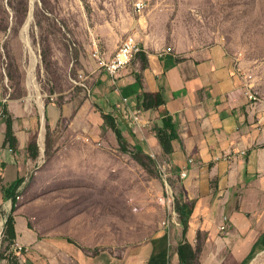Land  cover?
I'll use <instances>...</instances> for the list:
<instances>
[{"label": "crops", "instance_id": "obj_1", "mask_svg": "<svg viewBox=\"0 0 264 264\" xmlns=\"http://www.w3.org/2000/svg\"><path fill=\"white\" fill-rule=\"evenodd\" d=\"M49 1L58 19L78 18L81 51L100 52L115 40L118 47L125 38L112 16L120 0ZM29 4L53 19L41 0ZM70 29L60 31L69 37ZM139 46L115 77L94 61L82 87L63 97L0 95L4 212L11 204L2 189L20 182L12 212L16 264H180L184 242L194 264H243L264 249V102L246 84L241 63L219 45ZM20 50L35 59L43 49L35 42ZM155 156L169 163L175 198L193 203L184 238L178 215L172 227L163 225L161 182L145 167Z\"/></svg>", "mask_w": 264, "mask_h": 264}, {"label": "rangeland", "instance_id": "obj_2", "mask_svg": "<svg viewBox=\"0 0 264 264\" xmlns=\"http://www.w3.org/2000/svg\"><path fill=\"white\" fill-rule=\"evenodd\" d=\"M29 1L0 0V95L6 91L7 98L15 100L23 94L31 96L33 91L58 97L77 91L92 75L94 61L104 64L111 60L116 40L100 52L81 51L78 44L85 38L74 14L58 19L56 5L41 0L42 10L53 17L46 18L41 12H31ZM140 2L143 6L137 10L135 5ZM112 11L119 32L125 31V38L133 35L142 45L169 50L222 46L241 63L246 84L264 102V0H120ZM69 24L74 29L66 37L60 30ZM34 27L35 33L31 31ZM66 40L73 44L70 50H63ZM35 42L43 50L38 58L28 59L20 46ZM51 48L55 50L49 51ZM163 157L150 158L145 167L161 182L166 210L163 225L172 227L177 222L176 189L163 177ZM5 231L0 221V254L14 259L18 252L7 245ZM243 264H264V249Z\"/></svg>", "mask_w": 264, "mask_h": 264}, {"label": "trees", "instance_id": "obj_3", "mask_svg": "<svg viewBox=\"0 0 264 264\" xmlns=\"http://www.w3.org/2000/svg\"><path fill=\"white\" fill-rule=\"evenodd\" d=\"M104 119H105V122L110 126V128L114 132L117 141L120 143L121 149L124 152H126L124 147L121 145L123 139L120 135L119 129L114 125V123H112V121L109 117L105 116ZM166 125H168V124H166ZM172 136L173 135L170 134L169 138H171ZM159 142L162 146L164 153H167L169 150L167 139H165L164 137H159ZM19 186H20V182H18V184L11 186L7 189H2V192L4 195V201H9L11 204L8 212H4L3 209L0 208V215L5 218L4 227L6 229L5 236H6V241H7L8 246H11L13 244V240L15 238L14 219L12 216V212L14 210L15 201L17 199V196L19 195V192H20L18 190ZM192 207H193V203L190 205H187L180 200H177V199L174 200V211L178 215L179 223L182 226L183 238L185 236V231L187 228V220H188V217L191 213ZM178 254H179L180 264H194L195 253L188 243L184 242L183 244H180L178 246ZM2 258L3 257L0 254V259H2ZM10 262H11V264H16L14 259H11Z\"/></svg>", "mask_w": 264, "mask_h": 264}, {"label": "built area", "instance_id": "obj_4", "mask_svg": "<svg viewBox=\"0 0 264 264\" xmlns=\"http://www.w3.org/2000/svg\"><path fill=\"white\" fill-rule=\"evenodd\" d=\"M143 6V2L137 3L135 5L137 10H140ZM141 47L139 46L138 41L133 35H129L124 38L118 47L116 48L111 60L107 63H104L103 66L107 73L115 77L118 73L122 70L126 69L134 60L135 58L141 53ZM126 100L124 99V102ZM138 119L137 114L132 115V121L136 122ZM153 158V157H152ZM161 172L163 177L168 178L172 181L171 175L167 171V167L169 166L168 161H162ZM181 177H185V172L180 173ZM227 229L226 226H222L221 230L225 231Z\"/></svg>", "mask_w": 264, "mask_h": 264}]
</instances>
